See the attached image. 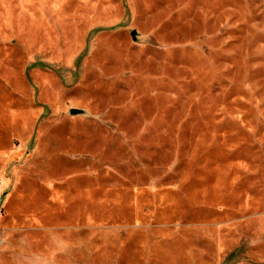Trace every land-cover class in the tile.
Returning <instances> with one entry per match:
<instances>
[{
  "label": "rangeland",
  "instance_id": "374dc122",
  "mask_svg": "<svg viewBox=\"0 0 264 264\" xmlns=\"http://www.w3.org/2000/svg\"><path fill=\"white\" fill-rule=\"evenodd\" d=\"M135 2L0 0V264H264V0Z\"/></svg>",
  "mask_w": 264,
  "mask_h": 264
},
{
  "label": "crops",
  "instance_id": "0c3cea01",
  "mask_svg": "<svg viewBox=\"0 0 264 264\" xmlns=\"http://www.w3.org/2000/svg\"><path fill=\"white\" fill-rule=\"evenodd\" d=\"M146 7V6H145ZM143 8L142 10H140V11H138L137 12V10H136V2H135V0H131V9H132V13L131 14H133L132 15V18H131V22L132 21H134L136 24L139 22L138 20H139V17H143L142 15H144V16H146L147 14H151L150 13V9L149 10H147L146 8ZM119 17H121V15L119 16ZM130 22V21H129ZM124 23V22H123ZM139 24V23H138ZM150 31H153V29L151 28V29H149ZM138 32H139V29H137V34H138ZM101 33V34H100ZM142 33H145V34H148L149 32L147 31V30H144V31H142ZM153 33V32H152ZM113 34V31H102V32H99V34H97L96 35V38H94V45H92V47H93V50H96V52H98V51H107V49H109V47H112V46H110L109 44H108V39H107V37H109L110 35H112ZM102 35V36H101ZM102 37V39H100L101 37ZM96 43L98 44V46H96ZM137 43V42H136ZM133 44H135V42H133ZM96 46V47H95ZM98 47V48H97ZM121 54H120V56H119V62H123V65H120L121 66V69H120V71H123V72H127V70L125 69V68H127L129 65H130V63H132L128 58H127V56H125V54H123V52L121 51L120 52ZM129 61H130V63H129ZM125 62H127V63H125ZM126 64H128V65H126ZM97 67V66H96ZM21 144V143H20ZM22 145V144H21ZM23 146V145H22ZM15 168V167H14ZM5 182H4V184L3 185H0V188L1 187H3V186H5L6 185V182L9 180V177L8 176H6L5 177ZM12 192H15L16 193V191H15V188L12 190Z\"/></svg>",
  "mask_w": 264,
  "mask_h": 264
},
{
  "label": "water",
  "instance_id": "95a60500",
  "mask_svg": "<svg viewBox=\"0 0 264 264\" xmlns=\"http://www.w3.org/2000/svg\"><path fill=\"white\" fill-rule=\"evenodd\" d=\"M131 33H132V36H133V38H134L135 35H136V30H135V28L132 29ZM79 110H82V109H81L80 107H77V106H73V107H70V108H69V111H71V112H76V111H79Z\"/></svg>",
  "mask_w": 264,
  "mask_h": 264
},
{
  "label": "trees",
  "instance_id": "16d2710c",
  "mask_svg": "<svg viewBox=\"0 0 264 264\" xmlns=\"http://www.w3.org/2000/svg\"><path fill=\"white\" fill-rule=\"evenodd\" d=\"M33 63H35V62H33ZM234 254H235V252L231 251L230 253H228V255H226L225 258H231Z\"/></svg>",
  "mask_w": 264,
  "mask_h": 264
},
{
  "label": "bare ground",
  "instance_id": "6f19581e",
  "mask_svg": "<svg viewBox=\"0 0 264 264\" xmlns=\"http://www.w3.org/2000/svg\"><path fill=\"white\" fill-rule=\"evenodd\" d=\"M1 184V183H0Z\"/></svg>",
  "mask_w": 264,
  "mask_h": 264
}]
</instances>
